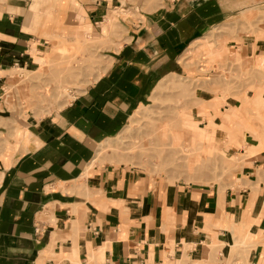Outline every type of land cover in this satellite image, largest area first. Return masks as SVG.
<instances>
[{"label": "crops", "instance_id": "0c3cea01", "mask_svg": "<svg viewBox=\"0 0 264 264\" xmlns=\"http://www.w3.org/2000/svg\"><path fill=\"white\" fill-rule=\"evenodd\" d=\"M27 7L0 1V264H264V151L226 188L96 161L162 81L187 75L194 43L264 0H59L49 36L108 41L100 76L60 108Z\"/></svg>", "mask_w": 264, "mask_h": 264}, {"label": "rangeland", "instance_id": "374dc122", "mask_svg": "<svg viewBox=\"0 0 264 264\" xmlns=\"http://www.w3.org/2000/svg\"><path fill=\"white\" fill-rule=\"evenodd\" d=\"M21 1L28 6L27 13L39 3L33 25L40 36L33 44L38 43L46 72L37 76L51 81L53 89L47 83L46 93L60 108L72 99L73 88L100 76L98 67L106 64L101 52L108 41L73 39L66 31L51 37L57 27L52 25L54 19L64 12L58 9L59 0ZM263 40L261 12L247 13L212 29L185 53L182 64L187 75L162 81L150 104L138 110L121 135L100 147L97 163L143 167L172 182L184 179L221 188L237 185L247 158L264 151V64L257 57ZM230 98L235 101L232 105ZM41 99L46 102L44 94ZM205 111L218 121L209 124L212 117ZM183 133L185 137H179ZM242 150L247 153L243 155ZM252 180V186L264 194V163Z\"/></svg>", "mask_w": 264, "mask_h": 264}, {"label": "bare ground", "instance_id": "6f19581e", "mask_svg": "<svg viewBox=\"0 0 264 264\" xmlns=\"http://www.w3.org/2000/svg\"><path fill=\"white\" fill-rule=\"evenodd\" d=\"M251 17V16H250ZM77 43H79V42H77ZM73 47H74V45H73ZM78 47V46H77ZM64 48H65V50H67V51H69V52H71L72 50H73V48L72 47H69V46H66V45H64ZM74 49H76L75 47H74ZM62 50H63V48H62ZM77 50V49H76ZM73 52V51H72ZM143 116V115H142ZM215 129V128H214ZM214 132H215V130H214Z\"/></svg>", "mask_w": 264, "mask_h": 264}]
</instances>
